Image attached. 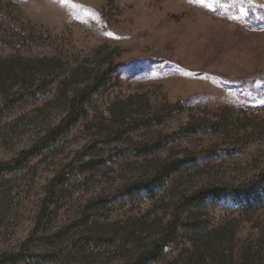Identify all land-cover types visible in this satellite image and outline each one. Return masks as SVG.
<instances>
[{"label":"rangeland","instance_id":"obj_1","mask_svg":"<svg viewBox=\"0 0 264 264\" xmlns=\"http://www.w3.org/2000/svg\"><path fill=\"white\" fill-rule=\"evenodd\" d=\"M0 264H264V0H0Z\"/></svg>","mask_w":264,"mask_h":264},{"label":"trees","instance_id":"obj_2","mask_svg":"<svg viewBox=\"0 0 264 264\" xmlns=\"http://www.w3.org/2000/svg\"><path fill=\"white\" fill-rule=\"evenodd\" d=\"M214 194H220V192L216 191V193H214ZM177 212H178V210H177ZM179 223H180V216L176 215L174 220H172V222L169 224V227L171 228L170 232L177 230Z\"/></svg>","mask_w":264,"mask_h":264},{"label":"snow or ice","instance_id":"obj_3","mask_svg":"<svg viewBox=\"0 0 264 264\" xmlns=\"http://www.w3.org/2000/svg\"><path fill=\"white\" fill-rule=\"evenodd\" d=\"M201 2H203V0H201ZM240 11L243 12V8H241Z\"/></svg>","mask_w":264,"mask_h":264}]
</instances>
